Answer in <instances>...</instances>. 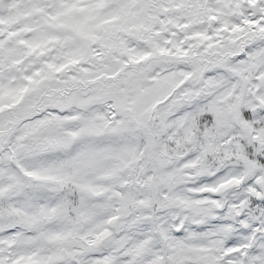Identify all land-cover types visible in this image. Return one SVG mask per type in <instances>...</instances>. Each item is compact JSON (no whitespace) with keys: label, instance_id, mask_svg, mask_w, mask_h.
I'll return each instance as SVG.
<instances>
[{"label":"snow or ice","instance_id":"6c2138e0","mask_svg":"<svg viewBox=\"0 0 264 264\" xmlns=\"http://www.w3.org/2000/svg\"><path fill=\"white\" fill-rule=\"evenodd\" d=\"M0 264H264V0H0Z\"/></svg>","mask_w":264,"mask_h":264}]
</instances>
